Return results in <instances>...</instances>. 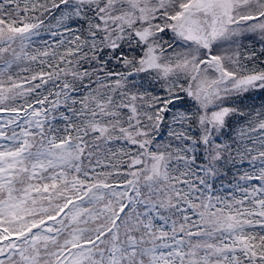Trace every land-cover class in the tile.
<instances>
[{"label": "snow or ice", "instance_id": "1", "mask_svg": "<svg viewBox=\"0 0 264 264\" xmlns=\"http://www.w3.org/2000/svg\"><path fill=\"white\" fill-rule=\"evenodd\" d=\"M0 264H264V0H0Z\"/></svg>", "mask_w": 264, "mask_h": 264}]
</instances>
